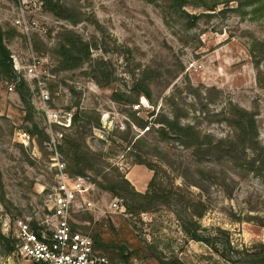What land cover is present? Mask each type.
I'll list each match as a JSON object with an SVG mask.
<instances>
[{"label": "rangeland", "instance_id": "1", "mask_svg": "<svg viewBox=\"0 0 264 264\" xmlns=\"http://www.w3.org/2000/svg\"><path fill=\"white\" fill-rule=\"evenodd\" d=\"M53 1L80 13V22L72 26L46 11L44 0H0V27L14 71L11 78L0 70L1 234L14 245V224L41 213L46 192L57 185L44 146L47 131L62 137L71 134L72 127L57 123L66 124L78 102L79 110L99 114L100 127L87 132L85 143L93 158L107 165L100 174L95 167L82 175L100 182L105 174L121 173L129 182L134 157H141L152 169L143 166L155 176L156 188L171 194V204L158 200L150 210L127 211L129 218L106 216L93 223L91 214L75 216L74 227L95 238V250L108 264H161L170 259L182 264H228L237 256L235 251L264 244V227L256 222L264 223V181L225 160L198 162L177 142L132 127L128 115L135 112L156 130L160 127L156 120L171 119L174 111L181 115V124L226 140L234 132L224 119L235 106L255 115L264 157V61L256 69L250 56L252 44L264 41V0H234L219 4L213 12L188 7L186 13L209 14L192 28L179 16L140 0ZM64 31L96 45L92 59L107 63L111 80L107 87L97 86L84 73L87 65L58 70L52 50ZM32 59L40 62L37 78L27 75ZM144 68L153 77L150 100L140 96L131 108L123 101L113 102L112 94L126 90ZM16 76L19 83L8 91ZM127 124L142 139L135 147L120 140ZM23 133L34 144L22 141ZM40 133L47 139L38 147ZM97 189L103 208L115 197L125 204L124 196ZM201 211L202 216L196 217ZM141 214L151 216V221L143 223ZM186 215L198 225L195 234L209 244L193 241L183 230ZM11 253L3 255L0 246V264H28Z\"/></svg>", "mask_w": 264, "mask_h": 264}, {"label": "trees", "instance_id": "2", "mask_svg": "<svg viewBox=\"0 0 264 264\" xmlns=\"http://www.w3.org/2000/svg\"><path fill=\"white\" fill-rule=\"evenodd\" d=\"M155 7H161L167 12L175 14L187 24L188 28L195 27L199 18H208L209 14L203 12H213L219 4H228L234 0H140ZM193 10H202L199 15L186 13V8ZM43 8L57 14L60 18L68 20L72 26L80 22V13L66 10L58 2L53 0H44ZM5 34L0 27V70L4 69L5 73L12 78L14 71L11 68L9 60V51L4 44ZM96 49V45L83 41L78 35L71 31L60 33L58 42L53 48L57 58V67L59 71H74L82 69L85 65L88 66L87 72L93 82L99 87H107L111 80L106 71L107 63L100 58L92 59V50ZM255 68L258 69L259 62L264 61V41L255 42L250 50ZM152 75L148 68L142 69L138 75L130 83L129 87L121 93H113L111 100L113 102L123 101L125 105H138L140 96L146 100H150V86L152 83ZM76 113L71 115L70 128L73 131L71 134H66L62 137L58 151L65 164V171L69 176L82 175L87 169L98 167V173H102V166H107L104 162L94 159L91 152L86 147L85 136L92 128L99 129V114L94 113V109H80L79 103L75 102L72 105ZM71 110L70 107L66 109ZM135 112L129 113V124L146 132L158 133L162 141L172 140L178 143L184 149L191 150L193 158L200 161H227L235 168L245 169L254 176H257L264 181V157L263 150L257 142V128L255 125V115L251 112L244 111L235 106L228 109V117L224 119L227 126L232 128L234 134L226 140H216L210 135H202L193 125H184L180 123L181 115L172 111V118L164 117L156 120L159 125L156 130L153 125L148 126V123L139 119ZM89 115H92L89 116ZM94 115V116H93ZM129 124L126 130L122 133L123 138L120 140L127 144H132L135 147L141 142V137L134 133ZM41 134V133H40ZM33 135V134H32ZM42 135V139L37 141L38 147H41L42 140H46V136ZM129 138V140H128ZM132 165H142L151 170L141 157H134ZM155 176L153 175L147 185L145 193H137L129 182L121 173L116 175H103L102 181L97 182V186L110 194H120L125 198L126 210L130 213L150 210L156 206L159 200L161 204H171V194L164 192L155 185ZM199 187V185H198ZM180 201L176 200L175 202ZM159 202V203H160ZM0 203L3 204V198L0 196ZM186 206V205H185ZM202 211L196 214V217H201ZM180 218V217H178ZM183 220V219H182ZM257 220V219H246ZM258 222L259 226L264 227L262 221ZM182 228L190 234V238L196 242L209 244L208 239L198 237L195 232L198 228L195 222L190 220V215H186L185 222L182 223ZM192 232V233H191ZM93 248L95 238L91 237ZM0 246L3 249V255H8L12 251V241L6 238L0 232ZM237 256L234 260L228 261V264H264V244H256L250 248H246L241 252L235 251ZM161 264H182L177 259H170Z\"/></svg>", "mask_w": 264, "mask_h": 264}, {"label": "built area", "instance_id": "3", "mask_svg": "<svg viewBox=\"0 0 264 264\" xmlns=\"http://www.w3.org/2000/svg\"><path fill=\"white\" fill-rule=\"evenodd\" d=\"M40 62L32 59L27 75L37 78L36 68ZM20 77L8 85L13 91ZM71 117L66 124L70 127ZM48 139L44 143L50 152L54 168L56 186L51 187L44 196L41 213L17 221L13 227L14 245L11 256L28 264H108L107 259L93 248L92 238L74 226L76 215L91 214L93 223L100 222L106 216L129 218L124 201L118 197L111 198L104 208L96 198L97 181L90 174L70 177L65 171L58 146L62 135L47 131ZM27 144H34L27 134L20 135ZM143 223L151 221V216L141 214ZM105 226V223H103Z\"/></svg>", "mask_w": 264, "mask_h": 264}, {"label": "crops", "instance_id": "4", "mask_svg": "<svg viewBox=\"0 0 264 264\" xmlns=\"http://www.w3.org/2000/svg\"><path fill=\"white\" fill-rule=\"evenodd\" d=\"M132 173H133L134 181L130 180V176ZM130 176H129V182L130 184H132L134 190L140 194L145 193L147 189V184L152 177L151 172L146 170L143 166L134 165L133 168L130 170Z\"/></svg>", "mask_w": 264, "mask_h": 264}, {"label": "bare ground", "instance_id": "5", "mask_svg": "<svg viewBox=\"0 0 264 264\" xmlns=\"http://www.w3.org/2000/svg\"><path fill=\"white\" fill-rule=\"evenodd\" d=\"M133 177V176H132Z\"/></svg>", "mask_w": 264, "mask_h": 264}]
</instances>
